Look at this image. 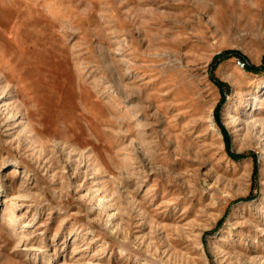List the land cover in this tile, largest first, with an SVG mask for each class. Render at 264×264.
Returning a JSON list of instances; mask_svg holds the SVG:
<instances>
[{"label": "rangeland", "instance_id": "1", "mask_svg": "<svg viewBox=\"0 0 264 264\" xmlns=\"http://www.w3.org/2000/svg\"><path fill=\"white\" fill-rule=\"evenodd\" d=\"M247 65L264 0H0V264H264Z\"/></svg>", "mask_w": 264, "mask_h": 264}, {"label": "trees", "instance_id": "2", "mask_svg": "<svg viewBox=\"0 0 264 264\" xmlns=\"http://www.w3.org/2000/svg\"><path fill=\"white\" fill-rule=\"evenodd\" d=\"M263 67H264V65H263ZM263 67H261V68H258V67H254V66H245V70L246 71H248V72H251V73H257V72H259ZM225 139H226V141H227V137L225 136ZM232 157H234V158H236V156H234V154H230Z\"/></svg>", "mask_w": 264, "mask_h": 264}, {"label": "bare ground", "instance_id": "3", "mask_svg": "<svg viewBox=\"0 0 264 264\" xmlns=\"http://www.w3.org/2000/svg\"><path fill=\"white\" fill-rule=\"evenodd\" d=\"M182 115V114H181Z\"/></svg>", "mask_w": 264, "mask_h": 264}]
</instances>
